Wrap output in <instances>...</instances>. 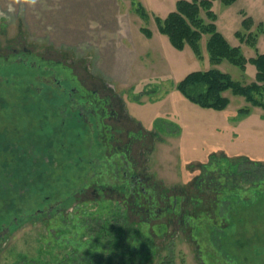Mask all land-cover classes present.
I'll return each mask as SVG.
<instances>
[{
  "label": "rangeland",
  "instance_id": "374dc122",
  "mask_svg": "<svg viewBox=\"0 0 264 264\" xmlns=\"http://www.w3.org/2000/svg\"><path fill=\"white\" fill-rule=\"evenodd\" d=\"M177 1L37 0L30 6L0 0V264H219L208 240L212 223L237 264H264V181L254 190L246 181L233 189L238 181L221 176V188L211 183L210 189L224 195L220 203L217 194L212 199L210 191L191 188L202 174L223 173L212 155L244 157L264 174V110L238 115L248 104L228 91L224 110L205 109L176 88L194 71L215 68L249 84L255 70L212 65L207 35L199 43L201 59L188 45L174 49L155 19L174 11ZM212 10L231 47L247 59L264 54V0L214 1ZM237 32L251 33L255 45L241 42ZM116 94L132 121L116 115ZM42 104L57 108L61 125L51 109L47 116L36 110ZM123 167L127 178L137 175L140 186L153 190L154 200L134 205ZM109 175L115 194L95 183L84 190L89 179L105 182ZM75 200H91L84 208L98 204L108 214L96 227L84 213L69 220ZM114 211L136 227L135 237H143L153 255L143 253L139 239L127 263L128 250L108 234L118 226ZM196 215L203 217L190 222L198 229L181 223Z\"/></svg>",
  "mask_w": 264,
  "mask_h": 264
},
{
  "label": "trees",
  "instance_id": "16d2710c",
  "mask_svg": "<svg viewBox=\"0 0 264 264\" xmlns=\"http://www.w3.org/2000/svg\"><path fill=\"white\" fill-rule=\"evenodd\" d=\"M214 1H219L223 5H231L237 0H178L176 2L174 11L168 13L166 17L162 20L158 18L155 19L158 26V31L162 35L168 38L171 46L176 50H182L185 47V45H188L193 51L194 56L198 59L202 58V52L199 43L201 41V38L204 35H207L208 37L205 43V49L208 55L209 62L212 65L221 64L224 61L236 67L240 71H244L247 65L251 64L253 65L255 70L253 76L254 81H252L249 84H243L241 83L240 80L233 79L226 72L220 71L215 68H210L202 71H194L188 73L178 82L176 88L178 92L185 99H187L189 102L201 108L211 109L214 111L224 110L227 107L229 100L226 96L223 95V93L228 91L233 96H238L243 98L244 101L248 104V106L238 109L237 111L238 115L249 114L250 107H256V108H260L261 110H264V54H256L255 57L247 59L241 53L239 47H231L228 44V42L225 40L222 34L216 30V26L214 23L215 13L212 10ZM133 4L137 6L136 11L141 15H144L143 9L140 6H138L136 3L133 2ZM202 13L204 14V17H201ZM243 24L244 27L247 28L249 26L248 25L249 19L247 18L244 19ZM142 31L144 32L146 37L150 36V32L148 30L142 29ZM236 36L240 39L241 42H243V40L245 39L244 42L250 47L254 46L256 43L255 42L256 38L253 35H251V33L242 35L240 32H237ZM50 109L52 110L51 113L54 114L55 117H57L56 122L58 125L57 124L56 125L57 126L61 125L62 124L61 119L60 120L58 119L59 111L55 106L54 107L50 106L48 110L43 107V104L36 107V110L40 111V113L44 116L50 114L49 111ZM72 113L73 112L70 111L69 113L70 116H75L74 114L71 115ZM68 118L71 119V117H67V119ZM69 119L67 120V122H69ZM75 123L77 125V121ZM50 132H52V130ZM210 160L212 163H215L218 166L217 167L218 170L221 172L223 171V173L221 175H218L217 177H211L208 179H206L205 175L201 173L202 175L195 178L194 185L191 188L196 191H205L206 193L210 191V193H208L209 194L208 196H210V198L212 199L215 198L217 192L213 193L212 192L213 189L210 190L211 188H213L211 187L213 186L211 185V183H215L216 185H219L218 182L221 176H225L226 180L227 178H230V180L238 181L235 184L233 183L234 184L232 187L233 189L239 188L241 184L244 185V183L240 184L239 183L240 181L242 182L246 181V185L252 188V190H254L256 184L264 181V174L259 176L256 173V170H253L250 164H248V159L244 157L232 159L223 155L222 158L219 159V157L212 155L210 156ZM245 164L249 165L248 169L245 168ZM123 166H127V165H123ZM95 167L96 166H93L90 170L91 171L94 170L93 168ZM258 167L260 171H262V165L260 164ZM106 168L107 166L105 165V169ZM122 170H124L123 175L125 176V179H123L125 193L126 191H128L130 196H132V199L135 200L134 205L140 208L139 206L144 204L143 201L140 202V197L137 196V194L141 192L140 191L141 188L138 185H134L130 177L127 178L128 174L126 172L125 167H123ZM105 173L108 174V172ZM232 175L233 177H229ZM136 176L137 175H135L134 177ZM110 177L111 176L109 175L105 182L100 180L95 181L89 179V182L86 183L84 186L85 188L84 190H86V188L90 186H93V183H95L94 186L96 187L106 186V188H108L112 193L115 194L116 191L118 190L117 189L118 187H114L115 185H111L112 181H110L111 179ZM206 182H210V184H208L207 187L205 185ZM113 183L115 184V181ZM203 187L205 188V190ZM145 191L146 193H142L145 196V200L147 199L154 200V198H152V195H154L153 190L145 189ZM83 195L84 193H82V196ZM197 196L198 195H196L195 198H197ZM223 197H224L223 194L216 195V198L219 203L223 201ZM227 199L230 198L227 197ZM74 202H76V200ZM146 202L148 203V201ZM179 202L181 203L183 201H179ZM88 203H91L92 205L93 201L89 200L83 203H79V202L74 203V206L72 208L73 212L67 214L68 219L71 220V216H73V214L84 213L86 215L85 220L92 222L96 227V222L98 220L101 221L108 214V208L106 209L105 212L101 213L99 210L103 209V207L100 205L98 206V204L95 203L96 205L94 206V208L96 209L87 210L84 207ZM80 207H83L85 210L84 211L80 210L79 209ZM219 207L220 208L217 210V212L219 211L221 212V206ZM174 210L176 209L174 208ZM111 214H112L111 218L114 216L118 218V226H115L117 228H111L108 231V234L113 239L117 240V245H119V247H121L122 250L123 249L128 250V252H126L127 255L126 256L124 255L125 257H127V263H130L131 259H133V258H129L131 253H135L137 251V248L135 245H133V243L137 240L139 241V239H142L143 241L142 242V246L144 249L143 253L147 255L154 254L152 250V246L148 244L143 237L139 239L135 237L136 227L134 225L130 224L129 221H127L126 219H120L121 213H117L114 211L111 212ZM199 217H203V216L196 215V217H192L191 219H189V217L186 218L184 217L182 218L181 223L184 225L187 224L188 226L193 225V229L195 230L198 229L197 227L198 224L197 225L194 223L192 224L190 220H193L194 218H197L199 220ZM206 218L209 219L208 216H206ZM62 220H64V217H62ZM119 222H121V225L119 224ZM212 224L213 225H210L208 228L209 245H212L215 248L214 255L220 254L219 258H215L214 256L212 257L213 260L215 259L214 263L218 262L219 264H227V263L229 264L230 262H234L235 264H237L236 261L232 258L229 251L223 249L222 247L223 238L221 237L220 234H218L217 236L215 224L214 223ZM247 228L251 229V227H247ZM76 261L77 260H75V262ZM76 263L69 262L67 264H76Z\"/></svg>",
  "mask_w": 264,
  "mask_h": 264
},
{
  "label": "flooded vegetation",
  "instance_id": "af4514ba",
  "mask_svg": "<svg viewBox=\"0 0 264 264\" xmlns=\"http://www.w3.org/2000/svg\"><path fill=\"white\" fill-rule=\"evenodd\" d=\"M101 81V80H100ZM101 84L104 86V88L106 89V90H109V91H111V92H114V89L113 88H111L110 86H108L107 84H106V82H105V79H102V81H101ZM67 96H68V94H67ZM69 96H71V94H69ZM116 97H117V101L116 102H113V105L114 106H116L117 108H118V111L116 112V115L118 116V117H122V118H124V119H126V120H130V118L127 116V115H125V113L123 114V112H124V110H123V108H122V106H121V99L119 98V95H117L116 94ZM73 112V111H72ZM81 113H79L78 115H80ZM79 117V116H78ZM89 117V116H88ZM81 121H86V120H81ZM130 121H132V120H130ZM134 122V121H133ZM138 126V125H137ZM131 178V180L133 181V183H134V185H138V186H140L139 185V183L140 182H142V179L141 178H139L138 176H136V177H134V176H132V177H130ZM141 179V180H140ZM140 193H138L137 194V196L138 197H140V202H142L143 201V203H145L144 201H146L145 200V196H144V194H142V193H146V191H145V188L143 187V186H140ZM108 190V189H107ZM134 196V195H133ZM142 200V201H141ZM140 208L141 207H143V205H141V206H139ZM147 211V210H146Z\"/></svg>",
  "mask_w": 264,
  "mask_h": 264
},
{
  "label": "clouds",
  "instance_id": "9594fccd",
  "mask_svg": "<svg viewBox=\"0 0 264 264\" xmlns=\"http://www.w3.org/2000/svg\"><path fill=\"white\" fill-rule=\"evenodd\" d=\"M15 3H24L30 6H34L37 3V0H15ZM11 10V9H10Z\"/></svg>",
  "mask_w": 264,
  "mask_h": 264
}]
</instances>
